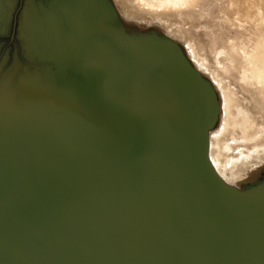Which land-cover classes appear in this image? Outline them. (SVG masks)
Instances as JSON below:
<instances>
[{
  "label": "water",
  "instance_id": "95a60500",
  "mask_svg": "<svg viewBox=\"0 0 264 264\" xmlns=\"http://www.w3.org/2000/svg\"><path fill=\"white\" fill-rule=\"evenodd\" d=\"M184 43L115 0H0V264H264V168L219 173Z\"/></svg>",
  "mask_w": 264,
  "mask_h": 264
},
{
  "label": "rangeland",
  "instance_id": "374dc122",
  "mask_svg": "<svg viewBox=\"0 0 264 264\" xmlns=\"http://www.w3.org/2000/svg\"><path fill=\"white\" fill-rule=\"evenodd\" d=\"M163 1L115 0L121 13L128 19L162 25L168 33L177 35L185 42V46L188 41H192L193 45L196 44L197 52L208 61L199 64L198 61L192 60L200 69L208 71L215 83L218 80L221 87L229 91L232 98V112H236V105L239 103L253 112L252 116L255 120L264 122V83L255 82V84L244 78L248 63L240 51V45L245 41L251 48L256 38L252 23L240 14L243 12L244 0H185L180 6L164 4ZM224 48L226 49L224 56H228L230 60L225 58L220 60L219 55ZM189 55L191 57V54ZM221 124L222 120L219 125ZM211 156H213L212 149ZM261 156H264V153ZM261 156L254 158L260 166L246 175L239 173L241 170L247 173L246 167L225 169L223 162L217 163V168L218 171L225 173L226 177H224L228 181L238 183L240 180L253 178L259 169L264 168V159ZM213 163L215 164L214 161ZM232 170L239 175L236 180H232L230 174Z\"/></svg>",
  "mask_w": 264,
  "mask_h": 264
},
{
  "label": "bare ground",
  "instance_id": "6f19581e",
  "mask_svg": "<svg viewBox=\"0 0 264 264\" xmlns=\"http://www.w3.org/2000/svg\"><path fill=\"white\" fill-rule=\"evenodd\" d=\"M184 1L185 0H164L163 2L164 4L180 6ZM240 14L252 23L254 29L251 28L253 29V34L256 36V38H254L255 40L253 39L254 41L251 48L245 41L240 45V51L248 63L244 78L252 83H264V0H244L243 12ZM245 27L247 28L248 26ZM193 44L192 41H188L185 46L188 53L191 54V58L198 61L199 64L201 62L206 63L208 59L201 56L196 50V44ZM223 50L224 51L219 55L220 60L222 61L224 58L230 60L228 56H224V54H226V49L224 48ZM216 85L221 94L222 124L219 125L218 129L212 132V161L215 162L216 168L217 163L224 162L225 169L240 166L246 167L248 170L247 173L241 170L239 172L240 174L246 175L252 173L260 166L254 158H260L261 154L264 153V122H262V120L261 122L255 120L252 116L253 112H251L247 106H243L239 103H235L237 104L236 112H232V98L229 91L222 88L218 80H216ZM235 102H237V100ZM219 173L223 177L225 176V173L222 171H219ZM230 174L232 180H236L239 176L238 173L233 170Z\"/></svg>",
  "mask_w": 264,
  "mask_h": 264
}]
</instances>
